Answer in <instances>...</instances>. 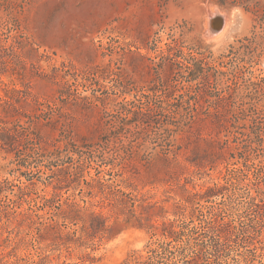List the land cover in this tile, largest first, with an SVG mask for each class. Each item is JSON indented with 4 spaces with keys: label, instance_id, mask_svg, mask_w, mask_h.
<instances>
[{
    "label": "rangeland",
    "instance_id": "rangeland-1",
    "mask_svg": "<svg viewBox=\"0 0 264 264\" xmlns=\"http://www.w3.org/2000/svg\"><path fill=\"white\" fill-rule=\"evenodd\" d=\"M217 17L221 26L214 28ZM193 58L202 60L203 71L194 73L192 88L180 90ZM261 78L264 0H0V98L11 100L24 133L12 146H0V257L38 261L30 233L50 208L37 206L57 191L102 212L110 228L87 247L46 242L51 247L44 248L43 264H134L157 240H170L160 227L170 221L183 223L207 246L189 264H264V175L245 164L264 165V140L252 122L260 117L252 109L263 108L264 98L236 85ZM173 85L177 98L179 92L201 98L205 111L188 126L177 120L183 129L175 135L162 124L171 112L155 110L166 105ZM124 100L132 101V110L142 106L146 122L104 136ZM6 108L0 101V124L12 127ZM169 144L181 146L185 168L166 181L156 154ZM130 147L135 156L119 164L117 151ZM79 157L87 165L79 186L64 181L59 188L58 173ZM150 157L157 169L144 166ZM92 179L130 192L135 201L114 209L98 190L87 193L85 181ZM179 184L191 192L219 190L190 204ZM251 196L259 206L247 205ZM177 202L185 210L178 211ZM35 213L42 217H26Z\"/></svg>",
    "mask_w": 264,
    "mask_h": 264
},
{
    "label": "trees",
    "instance_id": "trees-1",
    "mask_svg": "<svg viewBox=\"0 0 264 264\" xmlns=\"http://www.w3.org/2000/svg\"><path fill=\"white\" fill-rule=\"evenodd\" d=\"M194 63L192 66H188L189 71L192 73L191 77L187 78L188 84L185 86L184 84L180 85V90L185 89V87L192 88V80L194 73L196 75L203 71L202 68V60L199 58H193ZM238 88H242L244 92L252 93L253 96L258 100L264 98V79L261 78L259 81L251 82L249 84H242L239 85L236 83ZM253 90H251V87ZM173 90H170L167 94L168 100H166V105H155V110L159 112H163L164 110L170 111L174 113L171 116V113L167 115L168 119H166L162 124L166 126L168 131H171L174 135L182 130V126H188L190 123L196 122L198 120H203L204 117L201 116L202 113H205L203 110V104L201 98L192 97L185 98V95L189 96V93L184 94L183 92L178 93L177 98L174 93V85L172 86ZM178 88V87H177ZM246 94V95H247ZM257 94H260L258 96ZM254 98V97H253ZM243 100V98H241ZM5 105H7L8 109L5 110L7 114L13 117L12 127L3 126L0 124V146H12L17 141V136L24 134L23 131L19 130L18 127H23L20 123V120L16 119L15 109L10 99H2L0 98ZM258 102L257 100H255ZM132 101L124 100L117 103L114 108V113H111L112 118H108L106 121L107 125H110L112 129L109 130L104 136H117L118 133L121 132V129L125 127V125L134 124L138 128L139 122H146L143 118V108L142 106L137 105L136 109H131L130 105ZM242 104V102H241ZM36 105H40L41 107L50 108L48 103L36 101ZM175 105V107H173ZM135 106V105H132ZM150 107V106H149ZM43 110V108H42ZM255 111L257 115L256 118L252 120L253 126L255 127V136L258 140H264V107L258 108L254 107L252 109ZM13 111V112H12ZM258 111V112H257ZM29 118L32 117L31 114H26ZM2 117L0 116V121ZM178 122H182V126H179ZM170 126H173L170 127ZM115 127V128H114ZM137 134L139 129L136 130ZM31 135H33L38 141L40 139L34 134V131H30ZM28 133V135L30 134ZM103 138V136H102ZM171 144L168 145L166 150L160 149L156 155L158 156V160L161 162V166L159 171L164 172L165 175H169L164 180H175L179 178L180 175L183 174V170L185 165L178 159L179 149L171 148ZM124 146H121L123 148ZM132 147L128 148L127 150L124 149V153L120 155V152L117 151V158L121 160L119 162L122 163V160L125 161L126 159H130L132 156H135V152L131 150ZM134 152V153H133ZM171 153V156H169ZM114 157V158H116ZM156 158V157H155ZM154 159L148 158V161H144V166L146 165V169H150V167H156V163ZM190 162H193V159H189ZM201 160V159H200ZM246 160H249V154L246 156ZM91 160L87 162L90 164ZM147 162V163H146ZM194 163L196 166H200V163ZM202 164V161H200ZM246 167L254 168V173L256 174H263L264 175V165L255 164V163H245ZM86 161L79 157L77 163L74 165H70V167H64L58 173L57 183L59 188L62 185V182H66V185L74 186V188L78 187L80 184V177L83 175V171L86 167ZM165 168H167V170ZM158 171V170H157ZM85 185L87 187V193L90 196L97 195V190L102 194V198L107 200V203L111 204V206L119 211H123L124 209L130 207V204H133L135 201L132 198L130 192H125L119 187L109 184L100 179H92L91 181H85ZM179 188L182 189V196L184 201L190 204H193L196 200L201 199L205 196H210L211 194H215L219 188L217 186L208 187L203 192L189 191L184 184L177 185ZM56 188V187H55ZM3 192V181L0 180V194ZM261 194V201L264 202V189L260 190ZM139 200L143 201L144 198L141 196ZM247 205L250 206H259V203L255 200V197L251 196L248 198L246 202ZM42 204V205H41ZM37 206L38 208L44 209L49 207L50 210L46 211V217L42 221H37V225L35 227V232L30 233L32 238L38 242L37 248L39 249L40 253L38 256V261H33L35 264H43L47 255L44 254V248L51 247L49 246L51 243L55 244V246L59 245L60 247L64 246L67 250L74 249L78 247H87L91 245H87L89 243H93L95 239H101L107 233L110 225L107 223L109 220L107 216H105L102 212L96 211L91 208V205L85 206L81 205L79 202L75 201L70 197L62 198L59 192L54 191L50 197H42V203ZM176 208L178 211L185 210L184 207H181L179 202L176 203ZM182 208V209H181ZM177 211V212H178ZM183 214V213H180ZM30 218L31 221L33 217H42L38 214H30L26 216ZM36 222V221H33ZM69 227L68 230H65ZM161 234L166 237L170 238V240H157L154 246H149L146 251V255L143 257H137L134 260V264H189L191 260H195L201 257V253L203 249L207 246L203 243H198L194 240L193 234L188 235L185 232L186 227L181 224H175L174 221L170 222H162L161 224ZM157 229L158 226H155ZM155 234V233H154ZM192 236V237H190ZM186 237V238H185ZM193 238V244H191V240ZM42 242H50L46 243V245L41 246ZM88 257V253H87ZM79 264H85L84 259L79 261ZM195 264H199V262L195 261ZM0 264H18V260L13 262H7L4 260V256L0 257ZM63 264V263H62Z\"/></svg>",
    "mask_w": 264,
    "mask_h": 264
},
{
    "label": "water",
    "instance_id": "water-1",
    "mask_svg": "<svg viewBox=\"0 0 264 264\" xmlns=\"http://www.w3.org/2000/svg\"><path fill=\"white\" fill-rule=\"evenodd\" d=\"M213 26L214 28H219L221 26V20L215 18V20L213 21Z\"/></svg>",
    "mask_w": 264,
    "mask_h": 264
},
{
    "label": "bare ground",
    "instance_id": "bare-ground-1",
    "mask_svg": "<svg viewBox=\"0 0 264 264\" xmlns=\"http://www.w3.org/2000/svg\"><path fill=\"white\" fill-rule=\"evenodd\" d=\"M211 15H214V14H211ZM211 17H212V16H211ZM215 17H216V16H215ZM218 17H219V16H218ZM218 17H217V18H218ZM213 18H214V17H213ZM223 23H224V22H223Z\"/></svg>",
    "mask_w": 264,
    "mask_h": 264
}]
</instances>
